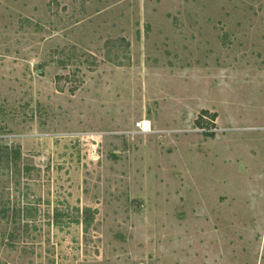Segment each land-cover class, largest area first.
Masks as SVG:
<instances>
[{
	"label": "rangeland",
	"instance_id": "1",
	"mask_svg": "<svg viewBox=\"0 0 264 264\" xmlns=\"http://www.w3.org/2000/svg\"><path fill=\"white\" fill-rule=\"evenodd\" d=\"M0 264H264V0H0Z\"/></svg>",
	"mask_w": 264,
	"mask_h": 264
},
{
	"label": "trees",
	"instance_id": "2",
	"mask_svg": "<svg viewBox=\"0 0 264 264\" xmlns=\"http://www.w3.org/2000/svg\"><path fill=\"white\" fill-rule=\"evenodd\" d=\"M203 113L204 114H207V113H209V111L208 110H204ZM209 116H210V119H213L214 120L215 117L217 116V114L216 113H213V114H210Z\"/></svg>",
	"mask_w": 264,
	"mask_h": 264
},
{
	"label": "bare ground",
	"instance_id": "3",
	"mask_svg": "<svg viewBox=\"0 0 264 264\" xmlns=\"http://www.w3.org/2000/svg\"><path fill=\"white\" fill-rule=\"evenodd\" d=\"M144 124H145L144 129H145V130H149V128H150V121H149V120H146V121L144 122Z\"/></svg>",
	"mask_w": 264,
	"mask_h": 264
},
{
	"label": "built area",
	"instance_id": "4",
	"mask_svg": "<svg viewBox=\"0 0 264 264\" xmlns=\"http://www.w3.org/2000/svg\"><path fill=\"white\" fill-rule=\"evenodd\" d=\"M143 123H144V122H143ZM140 126H142L143 129H144V127H145L144 124H142V123H140Z\"/></svg>",
	"mask_w": 264,
	"mask_h": 264
}]
</instances>
